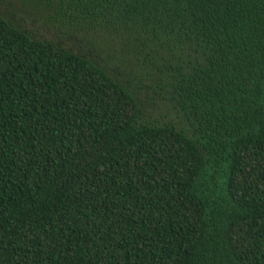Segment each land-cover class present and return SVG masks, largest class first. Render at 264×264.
Segmentation results:
<instances>
[{"label": "trees", "instance_id": "trees-1", "mask_svg": "<svg viewBox=\"0 0 264 264\" xmlns=\"http://www.w3.org/2000/svg\"><path fill=\"white\" fill-rule=\"evenodd\" d=\"M0 264H264V0H0Z\"/></svg>", "mask_w": 264, "mask_h": 264}, {"label": "rangeland", "instance_id": "rangeland-1", "mask_svg": "<svg viewBox=\"0 0 264 264\" xmlns=\"http://www.w3.org/2000/svg\"><path fill=\"white\" fill-rule=\"evenodd\" d=\"M23 28L28 30L35 38L37 39H48V40H56L57 36L55 32L52 29H48L45 25H42L41 23L37 21H26L25 23H22ZM100 61H108L114 60L116 57H113L111 53H109L107 56H105L103 53L100 54V57H98ZM120 66L117 68L118 71H120Z\"/></svg>", "mask_w": 264, "mask_h": 264}]
</instances>
